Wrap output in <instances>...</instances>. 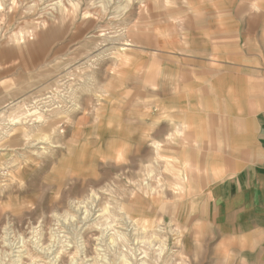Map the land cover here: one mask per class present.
Listing matches in <instances>:
<instances>
[{"label":"rangeland","instance_id":"obj_1","mask_svg":"<svg viewBox=\"0 0 264 264\" xmlns=\"http://www.w3.org/2000/svg\"><path fill=\"white\" fill-rule=\"evenodd\" d=\"M18 2L27 6L35 0ZM50 3L53 0H44L34 12L16 9L0 24V80L12 79L17 84L11 92L0 88V121L31 110L26 106L39 97L55 93L69 97L61 112L51 104L37 105L41 111L51 109L40 130L52 133L59 145L50 148L47 155H33L41 145L25 142V131H36L30 125L0 128V225L8 222L14 239L42 218L40 243L46 244L53 225L52 211L63 212L69 208V200L87 194L89 189L107 187L113 190V203L126 206L128 215L119 214L118 230L135 243L143 235L137 228L145 224L164 241L162 264H194L197 255L201 264H220V257L225 256L229 260L239 257L235 232L239 224L230 226L227 219L232 222V217L220 216L201 192L207 178L206 154L186 151L192 138L183 133L182 106L175 113L167 99L159 104L151 88L160 76V63H169L155 56L157 38L167 41L169 20H187L189 5L181 0H131L127 11L121 13L128 0H95L107 6V15L64 21L59 10L44 7ZM169 4L177 7L169 8ZM89 11L100 12L99 8ZM41 20L46 27L39 28L34 39L24 38V31ZM101 32L106 34L101 36ZM156 93L166 98L168 90ZM174 132L181 135L174 137L173 143H164ZM152 141L164 144L158 160ZM124 144L131 146L129 164L104 162L103 157L112 156L113 150ZM148 164L158 179H148L145 184ZM193 164L194 172L190 170ZM57 192L59 200L55 199ZM109 199L101 194L93 216L72 236L85 264H92L93 237L99 235L87 224L96 221V211ZM28 204L35 208L26 207ZM159 227L165 231L158 232ZM174 229L180 230L179 244L174 242ZM107 241L106 235L105 244ZM57 252L55 248L43 255L56 264H68L67 255L56 259ZM24 259L17 251L15 264H24Z\"/></svg>","mask_w":264,"mask_h":264},{"label":"crops","instance_id":"obj_2","mask_svg":"<svg viewBox=\"0 0 264 264\" xmlns=\"http://www.w3.org/2000/svg\"><path fill=\"white\" fill-rule=\"evenodd\" d=\"M189 9L187 20L167 22L166 42L157 38L155 56L169 63H160L153 98L183 108L185 149L206 154L204 199L239 224V257L220 264H264V13H249L246 0H197ZM162 88L166 98L157 96Z\"/></svg>","mask_w":264,"mask_h":264},{"label":"clouds","instance_id":"obj_3","mask_svg":"<svg viewBox=\"0 0 264 264\" xmlns=\"http://www.w3.org/2000/svg\"><path fill=\"white\" fill-rule=\"evenodd\" d=\"M245 2V0H242ZM248 4L249 13H264V0H246ZM44 4V0H35V2L24 6L18 0H0V24L5 22V18L8 13L13 12L16 9L24 7L25 12H34L41 5ZM131 0H128L122 9L121 13L126 12L128 6H130ZM67 5V6H66ZM46 8L59 10L61 17L64 21L76 20V19H88L90 16L107 15V6L103 3L96 4L95 0H53V3L44 5ZM90 8H99V14L89 11ZM118 18V17H117ZM46 27L41 20L36 23L31 30H25L23 33L24 38L34 39L35 33L39 28ZM106 33L101 32L100 35L104 36ZM19 37V34H14ZM18 42L23 41L18 39ZM17 84L12 79L0 80V88H5L6 91L11 92L15 90ZM69 97L66 93H55L51 96H42L32 102V104L26 106L31 110L23 111L22 113L14 114L12 117L6 118L0 121V128L7 126L19 125L21 128L25 124L35 128L36 131H25V142L34 141L41 145L39 151L34 152L33 155L43 156L47 155L50 148L59 147L54 143L52 133L43 134L40 130L43 125L47 123L46 112L51 109H45L41 111L40 104H51L57 112H61L62 103H67ZM40 126V127H37ZM15 130V129H13ZM7 131V128H5ZM7 134H11L8 132ZM180 132L170 133L165 137L164 143H173L174 137L180 136ZM34 136L36 139L34 140ZM151 146L156 151V159H160L159 153L164 144L159 141H152ZM131 146L124 144L113 150V155L110 157H103L105 163L111 161L113 164L127 165L130 163ZM179 163V162H177ZM149 169L144 174L143 182L147 184L148 179L157 178L154 177V173L151 170L152 164L145 166ZM188 167V166H186ZM167 171V169H165ZM191 171H195V165L190 167ZM21 188L24 187V182L20 181ZM174 192H178V189H173ZM104 194L110 199L104 203V205L96 211V221L91 224H87L90 229H95L99 232V235L93 237L96 241L95 244V256L92 259V264H162L160 256L164 251V241L160 240L154 232H150L149 228L145 224H140L137 228L138 233H143L142 236H138L135 243L129 241V238L125 232L119 231L121 227L119 224L120 215L127 216L126 206L122 204L113 203L115 197L113 190L107 187H101L99 189H89L88 193L69 200V208L63 212L52 211L49 215L53 220V225L48 229V240L46 244L41 245V231H42V218L37 220L34 225L28 227L27 233H20L12 238L10 233V224L5 222L0 225V264H15L14 256L17 251L23 253L25 259L24 264H56V261L51 258H45L46 253H51L53 249L58 248L56 253V259H59L63 255H67L68 264H85V261L81 259V251L75 242L72 240L73 234L76 229L89 220L93 216V210L96 209L97 201L100 195ZM55 199H60V193L57 192ZM26 207L34 209L35 205L28 204ZM160 211H165L164 204L160 205ZM133 223L139 224V221H133ZM161 224L162 222H157ZM158 232H164V227L157 228ZM175 233L174 242L179 244L180 230L174 229ZM108 236L107 244L104 242L105 236ZM166 239V237H165ZM18 241V244L16 243ZM159 241V243H157ZM75 249L69 251V249ZM200 252L199 246H197V253ZM109 254L112 255V259H109ZM200 258L197 255L194 264H199ZM187 264V262H185Z\"/></svg>","mask_w":264,"mask_h":264}]
</instances>
